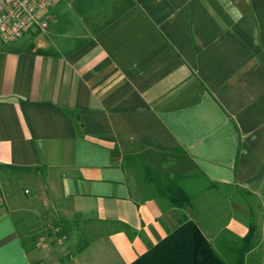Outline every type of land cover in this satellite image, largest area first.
I'll list each match as a JSON object with an SVG mask.
<instances>
[{
	"label": "crops",
	"instance_id": "0c3cea01",
	"mask_svg": "<svg viewBox=\"0 0 264 264\" xmlns=\"http://www.w3.org/2000/svg\"><path fill=\"white\" fill-rule=\"evenodd\" d=\"M47 15L0 36V264H130L185 219L228 264H264V0ZM27 217L51 229L30 247Z\"/></svg>",
	"mask_w": 264,
	"mask_h": 264
},
{
	"label": "trees",
	"instance_id": "16d2710c",
	"mask_svg": "<svg viewBox=\"0 0 264 264\" xmlns=\"http://www.w3.org/2000/svg\"><path fill=\"white\" fill-rule=\"evenodd\" d=\"M177 180L169 179L162 194L177 208H187L190 199ZM252 235V229L249 232ZM130 264H228L213 248L197 224L185 219L181 226ZM236 264H245L239 252Z\"/></svg>",
	"mask_w": 264,
	"mask_h": 264
},
{
	"label": "built area",
	"instance_id": "2783aa9c",
	"mask_svg": "<svg viewBox=\"0 0 264 264\" xmlns=\"http://www.w3.org/2000/svg\"><path fill=\"white\" fill-rule=\"evenodd\" d=\"M58 0H0V36L14 41L27 31L49 26L48 9Z\"/></svg>",
	"mask_w": 264,
	"mask_h": 264
},
{
	"label": "rangeland",
	"instance_id": "374dc122",
	"mask_svg": "<svg viewBox=\"0 0 264 264\" xmlns=\"http://www.w3.org/2000/svg\"><path fill=\"white\" fill-rule=\"evenodd\" d=\"M23 237L27 246H33L34 239L36 238L37 243L40 241L41 235L44 236L45 232H49L50 225H47L44 221L36 220L33 217H27L24 219ZM48 238H52L50 233L47 234ZM232 254V253H228ZM236 254V253H234Z\"/></svg>",
	"mask_w": 264,
	"mask_h": 264
}]
</instances>
